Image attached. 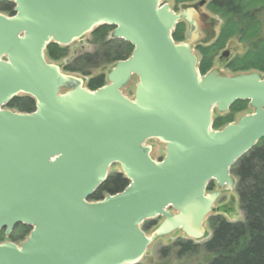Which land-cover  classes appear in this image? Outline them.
I'll return each instance as SVG.
<instances>
[{
	"label": "water",
	"instance_id": "1",
	"mask_svg": "<svg viewBox=\"0 0 264 264\" xmlns=\"http://www.w3.org/2000/svg\"><path fill=\"white\" fill-rule=\"evenodd\" d=\"M10 1L14 14L0 12V231L31 230L19 244L0 242V264H138L159 236L180 229L206 238L219 196L209 182L231 189V167L264 137V77L201 74L194 47L207 15L176 14L163 0ZM183 19L199 26L176 42ZM101 25L133 50L89 90L45 49ZM133 76L128 98L122 89ZM19 95L35 110L5 108ZM238 100L252 111L214 129V113ZM149 139L165 145L162 159L151 156ZM113 164L128 185L89 200ZM157 217L148 234L143 223Z\"/></svg>",
	"mask_w": 264,
	"mask_h": 264
},
{
	"label": "trees",
	"instance_id": "2",
	"mask_svg": "<svg viewBox=\"0 0 264 264\" xmlns=\"http://www.w3.org/2000/svg\"><path fill=\"white\" fill-rule=\"evenodd\" d=\"M181 3L191 0H174ZM207 9L223 19L219 31L212 44L199 47L202 58L199 60V70L204 74L211 68V59L208 56L212 51H219L225 47L230 38L240 37L241 41L249 44V49L240 57L233 59L230 67L234 71L258 70L264 74V0H209ZM0 12L8 15L14 14V3L10 0H0ZM114 27L101 25L91 32L94 42L100 49L93 53H84L75 58V63L63 67L68 71H79L83 75H90L85 66H95L98 60L104 64L126 59L132 52L133 46L122 39H107ZM184 24L179 22L172 32L176 42L184 39ZM67 46L50 43L45 49L47 60L54 62L63 58ZM97 63V64H98ZM106 83V74L99 73L90 76L85 84L90 90H95ZM6 107L19 112H32L35 110V100L27 95L12 98ZM249 109L247 100H238L230 105L226 113L215 112L213 128L219 129L234 121L235 116ZM234 174L238 177L236 189L239 202L244 211L243 220L229 221L223 217L211 216L209 224L212 228L210 238L203 243L205 251L214 256L208 264H264V137L237 160L232 166ZM129 181L121 172L109 173L105 182L89 197V200H100L105 195L121 192ZM155 225L153 220L146 221L143 229L149 230ZM31 229L26 225H17L15 229ZM3 231V230H1ZM0 231V233H1ZM12 241L18 239L10 234ZM180 253L197 251V244L191 240L180 241ZM141 264V263H138Z\"/></svg>",
	"mask_w": 264,
	"mask_h": 264
},
{
	"label": "rangeland",
	"instance_id": "3",
	"mask_svg": "<svg viewBox=\"0 0 264 264\" xmlns=\"http://www.w3.org/2000/svg\"><path fill=\"white\" fill-rule=\"evenodd\" d=\"M207 3L209 0H206ZM190 1L181 2V3H175L174 0H163V3H168L171 6V9L174 10L176 13H181L180 6H185V4L189 3ZM206 3V4H207ZM204 13L210 16V18L215 22L214 28L215 32L218 33L219 28L221 24L223 23V19L212 12H210L207 9V5L203 8ZM183 24L184 22L181 21ZM185 29V24H184ZM113 29L109 32V35L107 36V39L112 38L111 33ZM186 37V32L184 30V38ZM215 39V38H214ZM214 39L212 41H207L205 43L196 44L194 47V51L197 54L199 60L202 58V53L199 49V47H206L213 43ZM100 49L99 45L94 42L93 36L91 33L84 35L83 37L75 40L71 44L67 46L66 54L63 58H61L58 61H54L59 67L63 70L64 73L74 75V76H81L84 77L85 80H87L90 76L97 75L99 73H107L110 68H112V63H106L102 60L100 63H98V60L95 61L96 65L94 66H85L84 69L86 72H89L90 75L85 76L82 74V72L79 71H68L64 70L63 67L68 64H77L75 63V58L79 55H82L86 52L93 53ZM249 49V44H247L245 41H241L240 37L236 36L233 38H230L229 41L226 43L225 47L219 51H212L208 54V56L211 59V68L210 69H218L225 75H234L237 73H241L243 71H234L230 67V63L233 61V59L242 56L247 50ZM223 50H229V56L227 58L221 57V53ZM98 63V64H97ZM209 69V70H210ZM208 70V71H209ZM248 71H256L258 72L262 77H264V74L261 73L258 70L250 69ZM137 82V77L133 76V78L130 80V82L122 89V92L125 96L128 98H133V93L135 89V84ZM64 91V90H63ZM251 112V109L242 112V114ZM240 114V115H242ZM238 114L235 116L234 121L238 119ZM148 145L152 146V152L151 156L155 160H160L165 154V145L156 140V139H149L147 141ZM232 170V169H231ZM120 167L118 164H113L110 167V173L119 172ZM233 180L235 181V186L231 189L223 192V197L218 203L215 204L216 207H221L225 204L227 211L225 213L221 211L222 217L229 221H239L243 220L244 218V211L241 208L240 202H239V196L236 189V185L238 182V177L234 174L233 170L231 172ZM213 215H217V211L213 213ZM162 220V217H157L153 221L155 224L159 223ZM17 225L13 228L12 232L10 234H14L18 239H16L15 243H20L22 240H24L28 233H26V230H19V228L15 229ZM206 231L208 233V237L204 238L199 241H192L193 243H196L198 248L195 252H185L180 253V246H178V242L188 240L187 236L180 230H175L174 232L157 237L152 244L149 246L145 256L141 260V264H208L210 259L214 256L212 253H209L204 250L203 243L210 237L212 234V228L210 227L209 221L205 223ZM154 227L150 228L146 232L149 234ZM30 231V229H29ZM10 234H5L4 230L0 233V242H6V241H12V238L10 237Z\"/></svg>",
	"mask_w": 264,
	"mask_h": 264
},
{
	"label": "flooded vegetation",
	"instance_id": "4",
	"mask_svg": "<svg viewBox=\"0 0 264 264\" xmlns=\"http://www.w3.org/2000/svg\"><path fill=\"white\" fill-rule=\"evenodd\" d=\"M206 3H207L206 0H191L189 3L185 4V6L184 5L180 6V10L181 11L189 10V12H192V13L197 12L198 14H203L204 13L203 8L206 6ZM182 21L185 24L186 35L190 31H194L195 29H197V26H199L198 24H197V26H195V24H191V23L189 24V22L186 20H182ZM214 23L215 22L207 14V17L204 18V21L202 24V25H207V27H204V28L202 27V29L198 32V34L200 36V39H199L200 41L197 44L205 43L208 40L212 41L216 37L217 33L215 32L216 30L214 28ZM224 51L225 50H223L222 52H224ZM226 51H228V55L227 56H221V57L227 58L229 56V50H226ZM214 191H219V196L217 197L216 202H215V204H216L222 198H224L223 193H226L227 190L225 189V186L219 187L215 181H210L208 188H207V192H214ZM223 191H226V192H223ZM215 204L213 207V213L217 211V215H215V216L222 217V216H220L221 211H223L224 213H225V211H227L225 204L221 207H216V208H215ZM212 216H214V215L212 214Z\"/></svg>",
	"mask_w": 264,
	"mask_h": 264
}]
</instances>
